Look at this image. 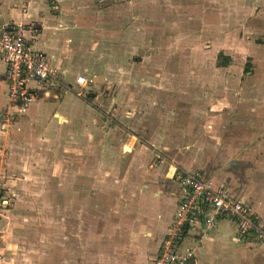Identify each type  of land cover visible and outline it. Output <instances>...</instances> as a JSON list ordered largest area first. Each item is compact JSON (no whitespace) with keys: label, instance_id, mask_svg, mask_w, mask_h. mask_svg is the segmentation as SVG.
<instances>
[{"label":"rangeland","instance_id":"1","mask_svg":"<svg viewBox=\"0 0 264 264\" xmlns=\"http://www.w3.org/2000/svg\"><path fill=\"white\" fill-rule=\"evenodd\" d=\"M37 1L46 14L37 35L44 32L43 39H50L53 31L65 38H59L61 57L69 54L73 66L84 68L87 86L80 96L79 88L74 92L97 109L100 133L92 134L89 160L87 146L83 159V143L76 139L74 154L63 153L66 146L59 148L62 170L51 172L49 164L28 166L12 176L15 194L0 185V195L9 201L0 217V261L8 264H50L52 231L59 240L70 237V214L74 212L77 227L83 198L86 212L113 214L114 196L129 195L136 175L128 167L135 161L132 153H120V147L137 139L129 128L131 115L147 118L144 104L136 105L141 92L146 98L144 90L168 91L173 103L187 106L178 120L196 115L194 121L202 120L209 130L214 124L225 136L238 134V121L247 118L249 108L264 104V0ZM67 44L73 53L63 55ZM222 56L230 58L227 66H221ZM67 156L74 157L69 170ZM105 180L113 186L104 187Z\"/></svg>","mask_w":264,"mask_h":264},{"label":"crops","instance_id":"2","mask_svg":"<svg viewBox=\"0 0 264 264\" xmlns=\"http://www.w3.org/2000/svg\"><path fill=\"white\" fill-rule=\"evenodd\" d=\"M45 15V8L37 0H0V21L22 25L32 49L44 56L51 67L62 70L64 82L59 89L32 83L30 86L36 99L24 115L15 116L9 128L0 131V185L13 192L12 176L28 166L34 165V169L40 166L38 169H41L44 164H49L46 168L51 172L62 170L59 148L66 146L63 153L74 154L76 139L83 143V159L84 146H87L89 160L92 134L100 133L96 132L97 109L78 99L74 92L78 89L75 79L83 75L84 68L73 66L68 60L69 54L61 57L60 49L64 48H60L59 38H65L53 31L47 36L50 39H43L44 32L37 35L40 29L43 30L40 23ZM32 31L34 37L31 39ZM66 46L68 49L63 55L73 53V47ZM144 91L146 98L141 92V101L137 99L136 105L143 108L144 104L147 118L131 115L129 128L136 133L137 139L130 142L127 139L120 147V153H132L135 161L128 167L136 175L129 195L114 196L113 214L101 212L103 210L92 213L90 208L86 212L83 198V212L76 216L77 227L74 212L70 214V227H66L68 233L71 230L70 237L59 240V233L52 231L50 264H154L168 225L183 198V187L175 176V169L180 165L189 171L200 172L205 182L242 200L264 231V104L259 109L249 108L247 118L238 121L237 126L242 127L238 134L231 132L225 136L219 134L220 130L214 128V124L208 126L209 130L204 128L202 120L194 121L196 115H186L184 120H178L182 111L187 112V106L183 101L179 102L182 105L173 103L168 91ZM8 101L5 66L0 65V124L2 110ZM175 107H178L176 115L172 113ZM211 112L210 123L214 122V109ZM73 159V156H67L66 170ZM104 182V187L114 183ZM103 195L109 194L104 192ZM69 199L67 193V203ZM99 199L107 205L101 196ZM90 201L88 195L87 207H90ZM7 205L0 211L1 218ZM91 214L96 215L92 217ZM1 233L0 252L4 250ZM178 251L193 254L184 264H264V240L259 243L239 240L235 224L229 219L217 220L210 230H206L200 221L195 222L180 240ZM0 264L8 263L0 261Z\"/></svg>","mask_w":264,"mask_h":264},{"label":"built area","instance_id":"3","mask_svg":"<svg viewBox=\"0 0 264 264\" xmlns=\"http://www.w3.org/2000/svg\"><path fill=\"white\" fill-rule=\"evenodd\" d=\"M25 34L26 29L22 25L0 21V65L5 66L9 99L1 113L2 132L9 128L15 116L24 115L36 99L30 86L32 83L54 89L64 86L62 70L51 67L44 56L35 52L30 44L31 40ZM31 34L32 39L34 32ZM75 85L79 88L76 94L80 96L79 92L87 86V78L77 76ZM175 176L183 187V198L168 225L154 264H184L191 260L192 252L180 253L178 245L188 227L198 221L206 230H210L217 220L229 219L235 224L239 240L252 243L264 240V231L242 200L225 189L214 188L202 179L198 171L178 167L175 169ZM7 202L0 195V211Z\"/></svg>","mask_w":264,"mask_h":264},{"label":"trees","instance_id":"4","mask_svg":"<svg viewBox=\"0 0 264 264\" xmlns=\"http://www.w3.org/2000/svg\"><path fill=\"white\" fill-rule=\"evenodd\" d=\"M230 61V58L227 56H222L221 57V66H227L228 62Z\"/></svg>","mask_w":264,"mask_h":264}]
</instances>
